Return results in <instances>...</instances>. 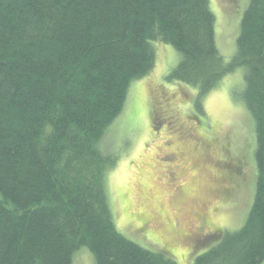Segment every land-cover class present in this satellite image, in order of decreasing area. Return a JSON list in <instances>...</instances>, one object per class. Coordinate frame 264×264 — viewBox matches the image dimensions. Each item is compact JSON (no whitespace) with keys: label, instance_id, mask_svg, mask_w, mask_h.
I'll use <instances>...</instances> for the list:
<instances>
[{"label":"trees","instance_id":"trees-1","mask_svg":"<svg viewBox=\"0 0 264 264\" xmlns=\"http://www.w3.org/2000/svg\"><path fill=\"white\" fill-rule=\"evenodd\" d=\"M215 25L209 0H0V264H72L84 246L95 264H176L119 231L107 185L120 156L105 137L154 69L156 41L182 55L167 79L199 100L246 69L254 199L242 227L210 238L193 264L264 263V0L249 1L229 61Z\"/></svg>","mask_w":264,"mask_h":264},{"label":"rangeland","instance_id":"rangeland-1","mask_svg":"<svg viewBox=\"0 0 264 264\" xmlns=\"http://www.w3.org/2000/svg\"><path fill=\"white\" fill-rule=\"evenodd\" d=\"M209 1L217 46L229 61L250 0ZM153 44L154 69L132 82L125 107L105 137V148L120 156L107 178L110 205L124 235L165 252L176 264H193L214 244L210 238L242 227L254 199L255 121L240 96L246 69L238 67L199 100L197 87L167 79L181 53L168 43ZM163 91L170 101L157 104ZM167 115L169 126L159 123ZM155 121L161 127L157 133ZM172 150L179 152L178 161L165 155ZM178 163L180 173L168 177ZM183 187L189 195L185 201ZM72 264H95V258L84 246Z\"/></svg>","mask_w":264,"mask_h":264},{"label":"flooded vegetation","instance_id":"flooded-vegetation-1","mask_svg":"<svg viewBox=\"0 0 264 264\" xmlns=\"http://www.w3.org/2000/svg\"><path fill=\"white\" fill-rule=\"evenodd\" d=\"M168 119H169V118H168ZM169 120H170V119H169ZM166 122L169 123L168 121H165V120H164V121H163V120L161 121V123H162L163 125H164ZM160 128H161V127H157L156 130H157V131H160ZM165 155H166V156H173V157H170V158H174V161H178L179 158H180V157H179V152H178V151H175V150H172L171 152H166ZM180 171H181V165H180L179 163H178V164H175V165L173 166V171H170V170H169L168 173H167V176L169 175L171 178H173V177L175 178V176L178 175V174L180 173ZM169 176H168V177H169ZM184 188H185V187H183L182 190H181V192H182L181 195L183 196L182 200L185 201V200H187V198H188L189 195H187V193H186V192H187V189H184ZM179 190H180V189H179ZM179 190H178V191H179ZM200 229H201V227H200Z\"/></svg>","mask_w":264,"mask_h":264}]
</instances>
